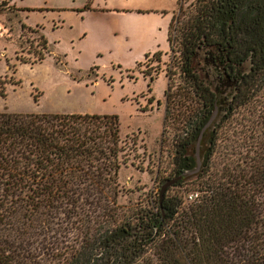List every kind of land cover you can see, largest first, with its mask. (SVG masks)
<instances>
[{
    "label": "trees",
    "instance_id": "trees-1",
    "mask_svg": "<svg viewBox=\"0 0 264 264\" xmlns=\"http://www.w3.org/2000/svg\"><path fill=\"white\" fill-rule=\"evenodd\" d=\"M178 19L184 96L197 106L182 114L163 182L195 167L215 108L221 126L250 113L243 152L213 171L214 124L191 183L199 194H170L177 180L118 219L116 116L0 112V264H264V0H196ZM200 53L210 76L197 68Z\"/></svg>",
    "mask_w": 264,
    "mask_h": 264
},
{
    "label": "rangeland",
    "instance_id": "rangeland-1",
    "mask_svg": "<svg viewBox=\"0 0 264 264\" xmlns=\"http://www.w3.org/2000/svg\"><path fill=\"white\" fill-rule=\"evenodd\" d=\"M195 1L0 0V112L116 116L118 219L156 198L170 177L172 139L182 132V114L197 106L184 96L175 28L178 18L194 11ZM40 36L47 41L45 49L37 45ZM203 61L200 53L197 68L210 76ZM168 86L170 102L164 93ZM247 114L249 122L240 111L222 126L218 120L210 125L220 133L212 168L217 174L237 160L255 133ZM193 182L188 178L169 193L190 201V195L199 194Z\"/></svg>",
    "mask_w": 264,
    "mask_h": 264
},
{
    "label": "water",
    "instance_id": "water-1",
    "mask_svg": "<svg viewBox=\"0 0 264 264\" xmlns=\"http://www.w3.org/2000/svg\"><path fill=\"white\" fill-rule=\"evenodd\" d=\"M218 115V110L217 108L214 109L212 116L210 117V119L208 120V122L205 124V126L202 128L199 137L197 139V142L195 143L194 146V159H195V167L191 170H187L185 172H182L180 175H178L177 177L168 180L167 182H163L160 188V197H162L165 193V191L171 187L173 184H175V182L177 180H188V178H194L195 175L199 172L200 170V166H201V155L199 154V150H200V143H201V139H202V134L205 133L207 130H209L210 125H212L214 123V121L216 120ZM213 129V128H212Z\"/></svg>",
    "mask_w": 264,
    "mask_h": 264
},
{
    "label": "built area",
    "instance_id": "built-area-1",
    "mask_svg": "<svg viewBox=\"0 0 264 264\" xmlns=\"http://www.w3.org/2000/svg\"><path fill=\"white\" fill-rule=\"evenodd\" d=\"M192 198H193V196L190 195V196H189V199H192Z\"/></svg>",
    "mask_w": 264,
    "mask_h": 264
},
{
    "label": "flooded vegetation",
    "instance_id": "flooded-vegetation-1",
    "mask_svg": "<svg viewBox=\"0 0 264 264\" xmlns=\"http://www.w3.org/2000/svg\"><path fill=\"white\" fill-rule=\"evenodd\" d=\"M167 38H168V33H167ZM167 42H168V40H167ZM168 46H169V42H168ZM166 91V90H165Z\"/></svg>",
    "mask_w": 264,
    "mask_h": 264
}]
</instances>
